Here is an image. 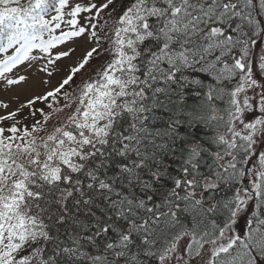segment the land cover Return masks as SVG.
I'll return each instance as SVG.
<instances>
[{"label": "snow or ice", "instance_id": "snow-or-ice-1", "mask_svg": "<svg viewBox=\"0 0 264 264\" xmlns=\"http://www.w3.org/2000/svg\"><path fill=\"white\" fill-rule=\"evenodd\" d=\"M30 75L0 264H264V0H0V92Z\"/></svg>", "mask_w": 264, "mask_h": 264}, {"label": "rangeland", "instance_id": "rangeland-1", "mask_svg": "<svg viewBox=\"0 0 264 264\" xmlns=\"http://www.w3.org/2000/svg\"><path fill=\"white\" fill-rule=\"evenodd\" d=\"M69 46L75 47L76 52L73 55L72 59L62 61L61 62L62 65H67V64L72 63V60H74L77 56L82 54L84 47H85V41L84 40H76L73 45H69ZM93 63H94V61H93ZM19 74H25L24 69H19ZM41 78H42L41 76H31L30 75L29 80L26 83H23V84L17 86L11 92H9L7 94L0 92V99L7 100L14 93H19L21 96V100H23L25 98V96H28L31 93L42 92L44 90V86L42 84H40V82H39ZM57 78L58 77H53V83L56 82ZM13 106H15V105H13Z\"/></svg>", "mask_w": 264, "mask_h": 264}, {"label": "trees", "instance_id": "trees-1", "mask_svg": "<svg viewBox=\"0 0 264 264\" xmlns=\"http://www.w3.org/2000/svg\"><path fill=\"white\" fill-rule=\"evenodd\" d=\"M96 61H94V63H95ZM191 102V101H190Z\"/></svg>", "mask_w": 264, "mask_h": 264}]
</instances>
